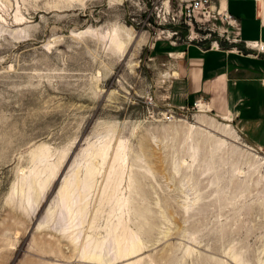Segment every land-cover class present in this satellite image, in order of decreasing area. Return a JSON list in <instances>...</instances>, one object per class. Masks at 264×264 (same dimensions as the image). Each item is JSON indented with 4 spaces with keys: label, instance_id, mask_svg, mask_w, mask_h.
<instances>
[{
    "label": "rangeland",
    "instance_id": "374dc122",
    "mask_svg": "<svg viewBox=\"0 0 264 264\" xmlns=\"http://www.w3.org/2000/svg\"><path fill=\"white\" fill-rule=\"evenodd\" d=\"M191 1L0 0V264H264V149L175 71L246 48Z\"/></svg>",
    "mask_w": 264,
    "mask_h": 264
},
{
    "label": "crops",
    "instance_id": "0c3cea01",
    "mask_svg": "<svg viewBox=\"0 0 264 264\" xmlns=\"http://www.w3.org/2000/svg\"><path fill=\"white\" fill-rule=\"evenodd\" d=\"M223 1L222 11L236 21L237 42L248 44L245 51L189 45L178 54L175 71L186 104L233 113L248 140L264 149V53L253 48L264 46V0Z\"/></svg>",
    "mask_w": 264,
    "mask_h": 264
},
{
    "label": "built area",
    "instance_id": "2783aa9c",
    "mask_svg": "<svg viewBox=\"0 0 264 264\" xmlns=\"http://www.w3.org/2000/svg\"><path fill=\"white\" fill-rule=\"evenodd\" d=\"M212 4H213L212 0H192L187 6L184 7V11H185L184 14H185V16L187 18H189V20H191V17L195 16V14L209 16L210 13L213 11L212 10L213 9ZM226 14H227V12H226ZM223 16H224V14H223ZM224 19L225 20H229V19H231V17L228 15V17L227 18L224 17ZM231 20H233V19H231ZM233 21H235V20H233ZM237 40H239V38H237ZM246 45H248V44H245V46ZM218 48L221 49L219 42L214 41V42L210 43V46H209L208 49H215V50L217 49V50H219ZM262 50H263V48H262ZM170 117L171 116L167 117V119L169 120Z\"/></svg>",
    "mask_w": 264,
    "mask_h": 264
},
{
    "label": "bare ground",
    "instance_id": "6f19581e",
    "mask_svg": "<svg viewBox=\"0 0 264 264\" xmlns=\"http://www.w3.org/2000/svg\"><path fill=\"white\" fill-rule=\"evenodd\" d=\"M224 12V17L225 18H227L228 17V15L226 14V12L225 11H220V13H223ZM253 48H255V50H257L258 52H262V53H264V46H262V45H258V44H254L253 45ZM262 48H263V50H262ZM217 50V49H216ZM176 75V74H175ZM198 106V105H197ZM200 106V105H199ZM199 106H198V108H199ZM70 205V204H69ZM68 205V206H69ZM129 250H127V251H125V253H124V255L125 254H127V255H131V254H134L135 252H136V246H135V244L134 243H130V245H129V248H128ZM103 262V261H102Z\"/></svg>",
    "mask_w": 264,
    "mask_h": 264
}]
</instances>
